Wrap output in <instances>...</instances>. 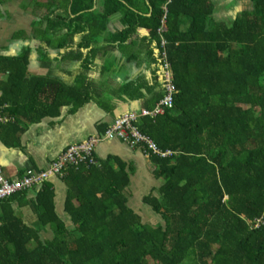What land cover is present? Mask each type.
Returning <instances> with one entry per match:
<instances>
[{"label": "trees", "instance_id": "1", "mask_svg": "<svg viewBox=\"0 0 264 264\" xmlns=\"http://www.w3.org/2000/svg\"><path fill=\"white\" fill-rule=\"evenodd\" d=\"M237 1L250 7L227 24L215 21L210 0H148L149 17L132 0H104L103 19L125 14V40L147 28L161 48L165 17L178 95L165 116L139 125L172 152L151 156L164 185L145 198L165 223L145 224L129 207L131 175L121 159L109 157L101 166L72 168L63 179L70 226L56 213L49 181L33 188L35 199L27 198L30 189L0 200V264H264V228L250 226L264 213V0ZM53 2L70 4L80 23L95 5L51 0L49 8ZM29 58L0 57V75H8L0 90L14 117L0 128L24 121L20 132L91 101L79 89L30 78ZM27 204L37 218L32 226L21 211ZM47 228L51 239L42 238Z\"/></svg>", "mask_w": 264, "mask_h": 264}, {"label": "crops", "instance_id": "2", "mask_svg": "<svg viewBox=\"0 0 264 264\" xmlns=\"http://www.w3.org/2000/svg\"><path fill=\"white\" fill-rule=\"evenodd\" d=\"M210 1L215 7V21L227 24L250 7L247 1ZM50 3L51 0H0V57L18 58L28 53L30 78L49 79L79 89L91 101L81 108L66 106L58 116L46 117L20 132L18 129L26 125L24 121L17 127L0 128V166L9 181L49 169L71 145L102 136L123 115L154 110L166 95L163 50L152 39L150 29L140 28L125 40V14L117 12L103 19L104 0H95L81 23L74 22L78 15L70 4L64 7L63 3L53 2L49 8ZM132 3L133 8L151 16L153 9L148 0ZM63 21L70 27L61 28ZM78 26L85 30L75 32ZM7 81L8 75H0V82ZM96 154L100 162L117 157L126 164L131 175L126 192L129 207L143 223L150 224L147 221L156 215L163 220L145 203L146 197L157 194L164 185L155 175L151 156L120 141L102 143ZM48 181L54 187L56 213L70 226L71 219L65 211L69 187L57 177ZM36 192L30 190L27 198L35 199ZM21 211L25 222L32 226L37 218L31 206L27 204ZM52 237L50 228L42 232L43 239Z\"/></svg>", "mask_w": 264, "mask_h": 264}, {"label": "built area", "instance_id": "3", "mask_svg": "<svg viewBox=\"0 0 264 264\" xmlns=\"http://www.w3.org/2000/svg\"><path fill=\"white\" fill-rule=\"evenodd\" d=\"M167 28L165 17L160 28L162 40V64L164 69V81L166 95L164 99L155 107L154 110H142L137 113L123 115L100 137L91 138L86 142L71 145L63 152L49 169L34 173L24 177L22 180L9 181L5 178L3 169L0 166V200L10 198L11 196L28 191L33 188L41 187L45 182L53 177L64 179L68 171L72 168L79 169L82 167L101 166L97 157V149L104 142L120 141L132 146L141 148L148 156L159 155L166 158L172 155L171 151L165 152L160 149L156 141L145 135L139 125L140 122L147 118L157 119L163 117L166 113L174 108L175 98L178 95L177 89L173 82V74L170 64L167 60L165 50L166 41L163 34ZM3 92L0 90V125L14 123V117L9 114L12 105L3 101ZM1 224V223H0ZM252 230H261L264 228V213L250 223Z\"/></svg>", "mask_w": 264, "mask_h": 264}, {"label": "rangeland", "instance_id": "4", "mask_svg": "<svg viewBox=\"0 0 264 264\" xmlns=\"http://www.w3.org/2000/svg\"><path fill=\"white\" fill-rule=\"evenodd\" d=\"M158 215H156V218H153V217H151V218H149V220L147 221L148 223H150V224H153V225H157L158 224V222L161 220V217L160 216H158ZM157 218H159V219H157ZM156 219V220H155ZM164 221L163 220H161V223H163ZM157 223V224H156ZM160 223V224H161Z\"/></svg>", "mask_w": 264, "mask_h": 264}]
</instances>
